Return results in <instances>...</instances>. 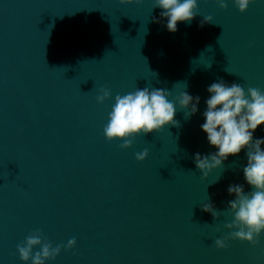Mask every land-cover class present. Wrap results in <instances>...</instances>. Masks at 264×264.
I'll return each instance as SVG.
<instances>
[{
	"label": "water",
	"instance_id": "95a60500",
	"mask_svg": "<svg viewBox=\"0 0 264 264\" xmlns=\"http://www.w3.org/2000/svg\"><path fill=\"white\" fill-rule=\"evenodd\" d=\"M226 2L197 0L172 33L153 0H0V264H31L16 244L36 229L62 245L45 264H264V230L254 247L214 245L232 219L228 186L251 190L246 150L207 177L193 161L217 151L200 128L211 83L264 91V0L244 12ZM145 87L199 96L198 111L186 119L177 105L178 126L121 149L103 135L114 97ZM208 199L216 219L201 210Z\"/></svg>",
	"mask_w": 264,
	"mask_h": 264
},
{
	"label": "clouds",
	"instance_id": "9594fccd",
	"mask_svg": "<svg viewBox=\"0 0 264 264\" xmlns=\"http://www.w3.org/2000/svg\"><path fill=\"white\" fill-rule=\"evenodd\" d=\"M140 3L141 0H119L120 4ZM221 9L227 8L226 0H216ZM240 12L247 10L253 0H232ZM160 8V17L167 18L165 25L169 32L177 31L178 22L191 24L198 16L197 0H153V8ZM210 15L203 16L200 25L211 23ZM251 46V45H250ZM175 86V85H174ZM187 84L185 83V89ZM206 91L210 94L205 100L206 109L203 112L204 123L201 130L206 133L210 146L217 151L202 155L193 154V161L202 177L222 165L229 155H238L246 150L247 163L243 166V178L251 186L245 192L243 184H230L227 188L229 195L235 196L227 202V214L232 217L223 227L229 231L221 238L214 240L218 249L228 247L229 240H240L251 246L259 243L258 237L264 230V137L255 138L253 134L258 126L264 124V91L249 86L247 90L239 83L227 84L223 79L211 83ZM95 96L97 103L102 104L111 95L105 87H100ZM171 92L167 89L145 87L137 88L124 95L117 94L111 111L108 113L107 123L103 127L106 140H121V149L131 147L136 135H146L158 132L169 124L178 126L174 119L177 105L186 109L185 118H190L198 111L200 97H193L187 91L179 93L175 100H169ZM148 149L135 153L137 161L144 160ZM201 210L208 212L216 219L220 211L208 199L201 205ZM234 229V230H233ZM76 243L73 237L63 245L64 249H71ZM39 246L38 251L33 249ZM62 245L53 247L52 243L36 229L27 235L23 241L16 244V251L21 261L31 260V264H45L46 260L55 259L60 253Z\"/></svg>",
	"mask_w": 264,
	"mask_h": 264
}]
</instances>
